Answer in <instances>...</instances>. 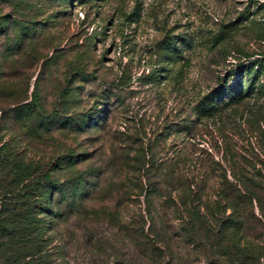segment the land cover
<instances>
[{
	"label": "rangeland",
	"instance_id": "1",
	"mask_svg": "<svg viewBox=\"0 0 264 264\" xmlns=\"http://www.w3.org/2000/svg\"><path fill=\"white\" fill-rule=\"evenodd\" d=\"M68 1L0 0L4 140L24 133L14 107L28 103L33 90L49 114L56 109L60 117L104 119L100 131L57 130L36 147L45 155L67 143L75 153H87L81 166L104 171L102 185L126 181L139 154L153 165L150 172L148 164L140 170L152 185L156 151L167 166L177 150L192 160L206 152L220 159L222 134L247 154L264 149L258 139L264 130V0ZM246 59L255 62L252 71L259 72L263 90L232 108L217 93ZM209 94L220 113L202 117L193 132L179 130L195 120ZM96 197L98 204L111 203V190ZM142 200L124 212L125 221L132 211L144 212ZM60 227L68 264H141L137 246L124 242L116 223L74 218ZM181 256L185 264H206Z\"/></svg>",
	"mask_w": 264,
	"mask_h": 264
},
{
	"label": "trees",
	"instance_id": "2",
	"mask_svg": "<svg viewBox=\"0 0 264 264\" xmlns=\"http://www.w3.org/2000/svg\"><path fill=\"white\" fill-rule=\"evenodd\" d=\"M245 61L232 69L234 81L217 93L232 108L263 90L256 83L259 72L252 71L255 62ZM14 110L24 133L9 141L0 136V264H68L60 226L74 218L118 224L124 242L137 246L141 264H185L181 253L206 264H264V149L247 154L222 134L220 159L206 152L192 160L177 150L167 166L169 160L156 151V185L143 181L140 170L149 161L139 154L127 180L111 187L101 183L104 171L81 166L87 153H75L67 143L45 155L36 151L57 130L96 132L104 119L60 117L56 109L49 114L33 90L30 101ZM220 111L209 94L195 109V120L179 130L193 132L202 117ZM259 130L258 139L264 140ZM104 188L111 190L112 201L98 204ZM141 197L144 212L132 211L125 221L124 212Z\"/></svg>",
	"mask_w": 264,
	"mask_h": 264
}]
</instances>
